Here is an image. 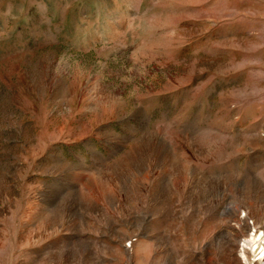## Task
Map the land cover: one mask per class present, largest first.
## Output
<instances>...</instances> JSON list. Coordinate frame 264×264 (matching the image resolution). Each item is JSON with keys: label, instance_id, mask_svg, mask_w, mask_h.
<instances>
[{"label": "rangeland", "instance_id": "374dc122", "mask_svg": "<svg viewBox=\"0 0 264 264\" xmlns=\"http://www.w3.org/2000/svg\"><path fill=\"white\" fill-rule=\"evenodd\" d=\"M264 0H0V264H264Z\"/></svg>", "mask_w": 264, "mask_h": 264}, {"label": "bare ground", "instance_id": "6f19581e", "mask_svg": "<svg viewBox=\"0 0 264 264\" xmlns=\"http://www.w3.org/2000/svg\"><path fill=\"white\" fill-rule=\"evenodd\" d=\"M262 252H264V250ZM263 256H264V254H263Z\"/></svg>", "mask_w": 264, "mask_h": 264}]
</instances>
